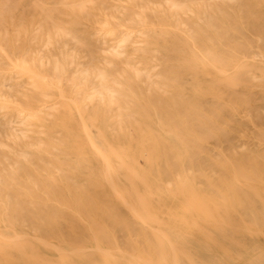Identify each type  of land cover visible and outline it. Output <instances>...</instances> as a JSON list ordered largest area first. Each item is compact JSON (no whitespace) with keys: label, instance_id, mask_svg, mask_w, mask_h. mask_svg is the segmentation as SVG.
<instances>
[{"label":"bare ground","instance_id":"6f19581e","mask_svg":"<svg viewBox=\"0 0 264 264\" xmlns=\"http://www.w3.org/2000/svg\"><path fill=\"white\" fill-rule=\"evenodd\" d=\"M59 1L63 5L70 4L69 12L66 13L70 15L68 19L62 18V13L56 6L57 1L44 9L42 0H34L35 10L43 11L44 21H50L51 29L46 38H43L44 44H50L53 36L75 39V42L83 44V40L74 34L72 26L77 22V12L88 16L87 1ZM167 1L169 9H194V4L188 3L192 0ZM9 3L10 0H1L0 3V24L6 26L5 31L0 34V50L6 55L8 45L20 39L18 35L28 30L27 27H22L23 24H16L17 27L13 28L14 37L9 36L7 25L12 22L5 20L7 17L11 18L8 14ZM235 5L238 10H244L248 8L249 2L236 0ZM140 22L147 38L144 50L152 51L157 56L161 54L163 59L170 57L172 52L181 50L182 42L195 35L188 33L182 36L157 23L147 25L142 19ZM102 31L106 34L112 30L103 28ZM132 33L134 34L133 31ZM126 39L127 36L121 37L118 47ZM22 40L28 41V38L23 37ZM122 52L123 50L116 49L114 55L119 56ZM6 57L10 59L16 72L31 79L36 93L41 94L45 101L48 95L52 97L48 100V108L60 106L63 111L58 122L51 123L46 106L42 108L43 105H40L41 108L34 109L37 106L32 98L23 95L27 97V101L26 107L19 109L22 113L21 122L24 124V128L18 133L19 137L25 138L28 132L47 137H38V143L31 142L35 146L27 150L14 149L18 162H15L16 166H0V217L8 225L28 221L31 223L30 228L38 231L36 236L42 234L44 241L41 237L39 239L43 242L37 237L38 240L23 234L13 236L2 232L0 264H264V157L227 158L225 155L219 161L220 173L211 177L202 172L205 188L196 186L195 172L187 170L193 155L187 153L183 146L191 141L198 147L203 139L215 135L216 120L211 114H206L200 105L201 93H198L195 84L179 82L177 69L161 71L160 79L154 80L149 73L133 67L129 76L135 83L132 90L126 87L129 79L117 81L104 69L97 72L93 70L94 73L83 70L78 74L74 72L76 75H73L72 89H68L60 81L65 62L57 63L55 60V63H49L48 70L51 73L47 74L42 69L45 62L41 59H38L40 63H36V58ZM194 61L201 64L206 73L214 75L219 84L232 88L241 83L239 75L245 68L264 73V60L252 64L242 62L220 66L212 56L198 53ZM36 64H40L41 68ZM91 77L97 79V85L92 87L89 86ZM140 79L145 83L143 87L136 88V81ZM110 82H117L119 85L112 87ZM180 86L189 91L190 101H179L184 92H171L173 88L179 89ZM207 91L213 90L207 88L201 92ZM186 103L188 104L185 105ZM0 105L5 107L9 102L1 99ZM113 106H117V112H112ZM67 117L74 122L71 121L72 124L68 125L64 121ZM54 126L59 127L57 133L72 140V151L63 150L62 155L65 156L56 160L44 159L40 152L49 151L53 147V141L60 142L59 138L52 141L50 136ZM112 126L117 130L116 135L106 130ZM188 127L192 130L190 135L179 134L178 130H186ZM199 128L203 129L199 131ZM160 138L167 140L169 144L164 147ZM164 149L173 153V163H168L166 157L164 164L161 163ZM138 156L143 157L142 164L138 162ZM38 159H41L40 166L43 169L54 167L50 182L44 179L46 175L42 177L36 172ZM172 165L177 166L179 171L173 175L171 187H166L163 184L164 168L169 169ZM24 171L29 177L36 176L45 191H53L55 199L70 205L77 215L67 218L54 205H42L38 211L25 206L20 199L21 193L13 195L10 192L13 182ZM74 172L81 173V179L75 178ZM68 193L72 194L71 199L66 198ZM29 201L25 202L30 203ZM160 201L162 207H158ZM49 208H53V213ZM246 209H251L254 213L247 216L244 214ZM56 223H62L64 227L61 239L50 231L51 224ZM137 227L139 232L134 237L132 231ZM25 230L27 233L28 230ZM77 231L91 239L90 248L81 249L69 245L77 238ZM118 232L126 236V247L117 245ZM130 255L135 258L130 259Z\"/></svg>","mask_w":264,"mask_h":264},{"label":"rangeland","instance_id":"374dc122","mask_svg":"<svg viewBox=\"0 0 264 264\" xmlns=\"http://www.w3.org/2000/svg\"><path fill=\"white\" fill-rule=\"evenodd\" d=\"M55 1H57L56 6L58 11L62 13V18L68 19L70 15L66 13L69 12L70 4L63 5L59 0H42V7L46 9ZM66 1L77 2L78 0ZM85 1H87L88 16L85 13L77 12V14H75L77 22L72 26L74 34L83 40V44L75 42V39L63 38L61 36H53V40L50 44H44L43 38H46L51 26L49 20L44 21L43 11L40 9L35 10L34 0H10L8 14L11 18L7 17L5 19L7 22H12L10 25H7L9 36L14 37L13 28L17 27L16 24H23L22 27H27L28 30L18 35L20 38L18 39L19 41L17 40L8 45L7 52L9 55H6L5 52L0 50V100L6 99L9 102L8 106L3 107L0 105V108H2L0 109V142L2 143H0V166H4L5 168L16 166L18 162L15 157L16 151H13L14 149L27 150L35 146L31 145V142L38 143V137H47L44 134L34 132H28L27 136L24 135L25 138L23 136L19 137L18 133L20 129L24 128V124L21 122L22 113L19 112V109L26 107L27 97H31L32 102L37 106L34 107V109L41 108L42 106L40 105H43L42 108L46 106L45 109L50 112L48 119L51 123L58 122L61 117V112L63 111V108L60 106L48 108L47 105L50 102L48 100L52 97H50V95L47 96L48 98L45 97L47 99L46 102L41 94L36 93L31 79L24 74L16 72L12 67L10 59L6 56H11L15 59H20L22 56L31 59L36 58V63H40L38 59H41L45 62L42 69H45L47 74L51 73L48 70L49 63H55L56 61L57 63L65 62V69L61 74L60 81L64 87L68 89H72V81L74 80L73 75L78 74L79 71L84 72L83 70H89L90 72L95 70L94 72H97L99 69H104L110 77L116 78L117 81H124L129 79L133 67L149 73L154 80L160 79L159 73L161 71L171 68L177 69L179 82L182 84H195L198 93H201L199 99L200 105H202L206 114H211V117L216 120L217 133L215 135L203 139L200 145L197 144L198 147L191 141H187L183 146L185 151L187 150V153L193 155L191 163L187 165V170L189 171L190 169V172H195L196 186L200 189L205 188L201 173L204 172L208 176L216 177L221 171L219 168V161L225 157V155L227 158L264 157V79H262L264 73H260L255 69L245 68L239 75L242 80L241 83L232 88L228 85L219 84L215 80L214 75L206 73V71L202 69L201 64L194 61L198 53L212 56L220 66H232L242 62L252 64L264 60V56L261 55L264 54V0H248L249 6L244 10H238V7L235 5L236 0H208V2L207 0L188 1L191 5L194 4L193 10L187 7L179 10L173 8L169 9L167 0ZM126 6L129 9H127ZM239 11H241L240 14ZM20 16L21 18H19ZM138 18L144 20L147 25H154V23H157L166 29L169 28V31L178 32V34L182 36L188 33L195 35H193L192 39L182 42L181 50L174 51L170 54V57L163 59V57L160 56L161 54L157 56V54L152 51L144 50L147 46V38L144 32V26L140 24L141 22ZM33 22H35V24ZM104 23L108 26L106 27L103 25ZM38 27H40V30H38ZM46 27H49V29ZM222 27H224L226 31ZM5 28V25L0 24V34L5 31ZM103 28L112 31L105 34L102 31ZM122 35L125 37L127 36V39L120 43L121 48L118 47V42L121 37H124ZM23 37H27L28 41L22 40ZM116 49H121L123 52L119 54V56L114 55ZM72 51L74 52L72 53ZM46 58H48V60ZM124 58L126 59L122 60ZM156 59L160 60L154 65ZM75 65L78 66L75 67ZM37 66L40 67V64ZM72 71L76 74H73ZM68 80L70 82H68ZM144 83L142 79L137 80L136 88L143 87ZM109 84L112 85V87H118L119 85L117 82H115V84L110 82ZM95 85H97V79L91 77L89 86L92 87ZM134 86L135 83L132 79L126 82V87L128 89L132 90ZM207 88H211L213 91L201 92ZM171 92H184V96L182 94V96L179 97V101H190L191 94L189 95V91L182 89L181 86L179 89L173 88ZM23 95H27V97L25 98ZM94 102H96V100ZM187 104L188 103L185 105ZM112 112H117V106H113ZM194 119H196V116ZM64 121L67 122L68 125L72 124L71 121L74 122V120L69 117L65 118ZM58 128L59 127L54 126V130L50 133V136L52 141L59 138L60 142L53 141V147H50L49 151L40 152V156L44 159L56 160L65 156L62 155L63 150L72 151V140L68 138V136L57 133L56 130H58ZM201 129L203 128H199V131ZM106 130L112 135L117 134V130L113 126ZM178 132L180 135L185 136L190 135L192 130L191 127H188L186 130L181 129L178 130ZM9 133L10 136L8 135ZM170 139L171 137H169V140ZM160 140L164 147L169 144L168 141L163 138H160ZM242 149L243 151H241ZM162 152L161 163L165 157L168 163H173V153L167 149L162 150ZM71 154L72 152L70 155ZM72 155H75L74 151ZM137 160L140 164L144 162L143 157L140 156L137 157ZM41 162V159H38L37 163L39 166H37L36 172L38 171L37 173L42 177L46 175L44 179L50 182L54 167L50 166L48 169H43L40 166ZM162 164H164V162ZM178 171V167L173 165L170 166L169 169H166V167L164 168L165 175L163 184L166 187H171L173 175H176ZM73 175L78 179L82 177L79 172H74ZM19 177L13 182V188L10 192L13 195L16 193L19 195V193H21L20 199L24 201V203H22L25 206H31L33 210L38 211L42 205H54L55 208L65 214L67 218L77 215L70 205L56 200L53 191H45L36 176L29 177L24 171ZM226 177L229 179L228 175H226ZM23 184H25V186ZM88 187L90 188V186ZM66 198L71 199L72 194H66ZM25 201H29L31 204ZM158 204L160 205L158 207H162L161 201ZM50 211L53 213V208H51ZM252 213L254 212L251 209H246L244 211V214L247 216H250ZM4 224L5 226L8 225L3 218L0 217V226H2L0 227V235L2 232H7V234L9 233L13 236L23 234L24 236L26 235V237H34L35 239H39V237L42 239L44 238L42 234L36 236L39 234L38 231H33V229L30 228L31 225H29L31 223L28 221H25V223L18 222L16 225H8L6 227ZM63 228L62 223L51 224L50 231L56 238L61 239L63 237ZM25 229L28 230L27 233L24 232L26 231ZM134 230L132 234L135 237V234L139 232V228H134ZM116 236L119 243L117 245L126 247V236L120 232H118ZM190 238L194 239L191 235ZM71 242L73 243H68L70 246L74 247L75 245V248L79 247L81 249H85V247L90 248L91 245V239L79 233L77 238ZM126 255L128 256L129 254ZM129 257L130 259L135 258L134 256L131 258V255Z\"/></svg>","mask_w":264,"mask_h":264}]
</instances>
